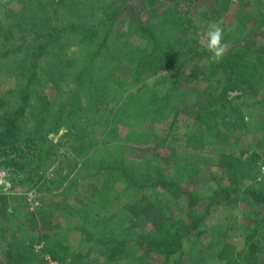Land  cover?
<instances>
[{
    "label": "rangeland",
    "instance_id": "rangeland-1",
    "mask_svg": "<svg viewBox=\"0 0 264 264\" xmlns=\"http://www.w3.org/2000/svg\"><path fill=\"white\" fill-rule=\"evenodd\" d=\"M108 1H73L59 20L75 34L39 71L31 64L50 26L40 16L46 1L0 0V22L10 27L15 17L21 27L15 41L0 39V115L26 106L19 131L0 147V264H126L139 250L121 249L125 255L112 259L101 242L106 233L128 241L172 234L206 213L194 233L172 234L173 254L142 248L138 262L264 264V205L247 193L264 190V0H127L112 23ZM217 21L226 44L221 60L233 63L225 69L205 47L207 25ZM90 26L102 29L92 41L77 32ZM152 31L171 37L176 59L169 67L153 69L156 58L148 60ZM106 35L108 48L98 55ZM241 47L251 56L236 63ZM194 67L207 78L170 91L175 76ZM37 71L24 104L22 91ZM47 145L52 162L37 170L31 162ZM175 152L184 154L176 159L187 171L175 169ZM123 156L129 169L176 177L200 196L197 204L159 188L134 190L124 176L100 170ZM86 208L110 231L89 227ZM253 241L260 262L246 248Z\"/></svg>",
    "mask_w": 264,
    "mask_h": 264
},
{
    "label": "trees",
    "instance_id": "trees-1",
    "mask_svg": "<svg viewBox=\"0 0 264 264\" xmlns=\"http://www.w3.org/2000/svg\"><path fill=\"white\" fill-rule=\"evenodd\" d=\"M46 2L43 4H39V6H43L42 9H40L41 14L40 16L43 17L44 20H46V23L50 24V28H46L40 35L39 38L41 40L40 45L37 47L38 55L35 59V61L31 64L32 69H38L39 71L44 70L45 67L44 65V59L49 57L50 52L52 51L53 48L57 47L60 45L61 41L64 40L67 36L75 34V29L73 24H68V25H62L60 22L59 18L66 14L67 12L70 11V6H74L73 1L74 0H59L55 2L54 0H45ZM127 0H110L107 3L106 8L108 9V15L106 14V17L108 20L112 23L114 22L118 16L121 13V7L120 5L126 2ZM144 2L150 3V0H144ZM24 7H25V3ZM53 7V8H52ZM52 8V9H50ZM34 10H32L33 12ZM11 16V15H10ZM66 20L70 18V16L65 15ZM107 18H105L107 20ZM15 17H12V23L10 24V27H7V24H3L0 22V39H2V42L4 43H10L16 40L17 37V32L18 30L21 29L20 25L18 23L14 22ZM23 20L19 19V23H21ZM58 22L60 24L59 27H51V22ZM66 22V21H65ZM102 26V23H101ZM102 29L100 27H94L90 26L89 28H83L79 29L77 32L80 35H83L84 38L93 40L98 32H100ZM149 38L152 39L154 42V47L151 51V56L148 57L149 62H152L154 58H156L155 65H152L153 69L156 68H164L168 65V67L172 64L173 61H175L176 54L174 52L173 47L171 46V37L169 36L168 38H160V36L155 32L152 31L150 32ZM241 39V36L237 37V41ZM235 40V42H237ZM101 46L98 52V55L101 54L103 49L108 48V42H109V36L106 35L102 41H101ZM171 42V43H170ZM251 46H254V44H251ZM250 46V47H251ZM242 54L238 55L236 63L240 62H245L250 55V48L248 47H241ZM248 49V50H246ZM182 54V58H184V53ZM179 58H177L178 60ZM219 68L220 69H225L228 66L233 65V63H226L225 60H220L219 61ZM37 71L33 73L30 76V79L28 80L27 83V88L23 89L22 93L24 94L21 97L22 103L25 104V102H28V98L26 99L27 96V89L29 87L34 88L35 85L38 84V78L40 75V72ZM213 76V75H212ZM204 78H207V76L204 74V71L201 70L198 67H194L191 69V71L186 74V73H179L175 76L174 78V84L171 85L170 91L179 88V86H182L183 84L187 83H193V82H198L200 80H203ZM165 96V97H164ZM162 98H166V95L164 94L162 97H158L156 100H158L161 104ZM165 102V101H164ZM166 103V102H165ZM25 105L20 106V108L17 111H13L11 113H3L0 115V147L6 145V143L9 142L8 139H3L7 133L13 132L12 134L16 135V128L20 129L22 122L25 118ZM152 104L148 105L146 108V112L148 110H151ZM11 114V115H10ZM23 117V119H21ZM130 118V117H129ZM22 120V121H20ZM18 123H20L18 125ZM52 147L47 145L44 147L42 152H35L36 153V159H34V162H31L32 167L36 168L37 170L42 169L45 167V165L49 164L52 162L53 159V152L51 151ZM180 155L181 161H183V155L181 152L174 154L172 157L173 162H177L176 168L179 169L181 165H179V162L176 159L177 155ZM1 158V157H0ZM167 161L169 159H166ZM50 161V162H49ZM49 162V163H48ZM185 167V171H187V165H183ZM42 167V168H41ZM100 170L102 172L106 173L107 175L109 174H120L124 176L127 180L128 183L130 184V187H132L134 190H144V189H156L159 188L162 192H167L169 194H172L174 197L180 196L181 194H184L188 196V199L191 203V205H196L200 198L199 195H197L194 192H191L189 190H186L183 186L182 183L176 178H170L167 177V175L163 172L157 173L155 176L154 173L152 172H147V171H141L140 169H129L125 157H119L116 159H112L111 162L105 163L100 165ZM140 170V171H139ZM101 174V173H97ZM186 174V173H185ZM181 183V184H180ZM249 192V195L252 197L254 201H256L259 204L264 205V190L263 189H251L248 190L247 193ZM177 195V196H176ZM214 196V194H212ZM212 205L217 204V201L214 197H211ZM86 213L89 215L88 219L86 222H88L89 227L95 228H101L103 233H105L106 230L110 231V228L108 225H105L103 219L101 218L100 214L97 212H94L90 208L85 209ZM92 214V215H91ZM208 213H206L204 216L201 217L200 221H204L205 216ZM199 223H193L191 225L185 226L182 232L176 231L172 232V234H178L180 236L182 233L185 234H191L194 233L202 224V222ZM200 225V226H199ZM160 230L163 228L161 225L159 226ZM105 230H104V229ZM126 231L128 228H125ZM85 230V229H84ZM88 232V231H85ZM128 232V231H127ZM168 232V231H167ZM130 233V232H129ZM202 233L205 234V231ZM172 234H161L158 236L146 234V235H138L136 239H133L132 241H128L126 237L118 238V237H112L106 233L105 237L101 239V242H103L109 249L112 250V259H115V257L120 254L124 256V252L121 253V249H137L139 251H142V248H146V251H150L153 249H162V248H167L169 247V254H173L175 249L174 248L177 244V240L175 238V235ZM249 256L251 260H255V262H260L258 260V243L256 241H253L251 244H249L247 247ZM251 249V250H249ZM138 251V252H139ZM138 252L130 253L128 256V259L126 264H141L138 262L140 256L137 255ZM168 254V256H170ZM127 257V255H126ZM78 264H83L82 260L78 262ZM257 264V263H255Z\"/></svg>",
    "mask_w": 264,
    "mask_h": 264
},
{
    "label": "clouds",
    "instance_id": "clouds-1",
    "mask_svg": "<svg viewBox=\"0 0 264 264\" xmlns=\"http://www.w3.org/2000/svg\"><path fill=\"white\" fill-rule=\"evenodd\" d=\"M205 47L214 61L219 62L226 51L224 43V28L221 22H212L207 25L204 33Z\"/></svg>",
    "mask_w": 264,
    "mask_h": 264
},
{
    "label": "built area",
    "instance_id": "built-area-1",
    "mask_svg": "<svg viewBox=\"0 0 264 264\" xmlns=\"http://www.w3.org/2000/svg\"><path fill=\"white\" fill-rule=\"evenodd\" d=\"M262 169H263V171H264V167H263Z\"/></svg>",
    "mask_w": 264,
    "mask_h": 264
}]
</instances>
